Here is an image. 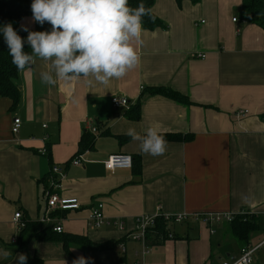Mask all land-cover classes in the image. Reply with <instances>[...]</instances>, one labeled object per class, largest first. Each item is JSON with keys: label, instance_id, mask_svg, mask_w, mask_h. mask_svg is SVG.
I'll return each mask as SVG.
<instances>
[{"label": "crops", "instance_id": "0c3cea01", "mask_svg": "<svg viewBox=\"0 0 264 264\" xmlns=\"http://www.w3.org/2000/svg\"><path fill=\"white\" fill-rule=\"evenodd\" d=\"M240 8L241 0L179 6L153 0L152 12L164 28L142 30L139 64L107 84L82 77L44 85L40 73L49 70L50 61L40 58L18 73L17 104L0 96V249L12 252L0 264H17L20 253L42 264H72L83 256L77 247L67 255L57 241L32 239L21 252L15 246L20 230L12 217L19 212L25 222L40 220L44 193L52 189V166H59L63 177L51 191L80 205L58 214L63 235L96 244L126 239L123 253L117 248L89 253L92 264H220L237 256L241 248L229 224L207 225L193 217L207 213L254 214L261 227L247 245L263 239L264 31L242 21ZM156 89L188 103L154 94ZM113 96L127 99L129 108L114 109ZM14 118L20 120L16 134L11 133ZM130 127L141 135L154 127L160 134L192 136L167 141L163 155L152 156L126 135ZM83 133L95 138L93 147L73 166ZM111 155L130 156L131 168L105 170ZM97 204L124 230L95 229L87 216ZM182 214L187 218L181 223L161 218ZM153 215L172 238L146 241L148 253L141 255V244L127 236L137 218Z\"/></svg>", "mask_w": 264, "mask_h": 264}, {"label": "clouds", "instance_id": "9594fccd", "mask_svg": "<svg viewBox=\"0 0 264 264\" xmlns=\"http://www.w3.org/2000/svg\"><path fill=\"white\" fill-rule=\"evenodd\" d=\"M30 12L31 22H47L50 30L31 31L21 24L19 31L27 33L21 38L11 23H5L0 25V37L17 70L30 68L36 58L50 61L49 70L40 73L44 85L81 77H91L87 83L107 84L140 62L142 17L148 15L142 2L132 8L128 0H31ZM126 135L139 142L141 153L160 156L166 150L167 141L154 127L146 128L143 135L130 127ZM10 255L11 251L0 249V260ZM15 260L27 264L23 253ZM72 264H92V258L78 256Z\"/></svg>", "mask_w": 264, "mask_h": 264}, {"label": "trees", "instance_id": "16d2710c", "mask_svg": "<svg viewBox=\"0 0 264 264\" xmlns=\"http://www.w3.org/2000/svg\"><path fill=\"white\" fill-rule=\"evenodd\" d=\"M176 5L179 6L183 1H189L191 4H197L200 0H174ZM143 3L148 10V15L142 17V29L146 31H153L155 29H162L164 25L153 14L152 6L153 0H128V5L135 8L139 3ZM31 0H0V25L11 23L14 30H17L21 38L26 37L27 33L19 31V22L26 16H31L30 12ZM239 16L242 21L249 24L256 25L264 31V0H241V8ZM32 31V30H31ZM24 50L30 52L31 49L27 45ZM21 70H17L11 63V57L8 54V49L5 46L3 38L0 37V96L11 100L12 106H15L19 101V93L16 87V77ZM82 78V77H81ZM163 94L176 102L183 104L188 103L186 99L177 94L171 93L166 89H156L154 94ZM86 135V137H85ZM166 141H187L191 139L192 135L181 137L177 134L166 135L162 134ZM95 138L87 133H83L76 155H81L93 147ZM59 213H54L58 215ZM24 226L20 230L15 246L19 252L26 246L30 240L52 242L57 241L62 245L63 251L68 255L70 250L74 247L82 251L84 257H87L91 252L105 251L116 249L119 244H123L125 238L116 242H105L96 244L84 236L78 235H63L52 232L48 226H43L38 222H25L22 221ZM165 224L158 220L153 229L146 233V241H157L159 237H165ZM260 220L254 214H236L233 221L229 224V233L238 243L240 248L246 247L249 240V235L256 233L260 230ZM27 257V264H42L41 260L36 257Z\"/></svg>", "mask_w": 264, "mask_h": 264}, {"label": "built area", "instance_id": "2783aa9c", "mask_svg": "<svg viewBox=\"0 0 264 264\" xmlns=\"http://www.w3.org/2000/svg\"><path fill=\"white\" fill-rule=\"evenodd\" d=\"M236 19L233 18L232 22H235ZM202 58V57H201ZM111 105L114 109H120V108H129V102L127 99L122 97L113 96L111 98ZM245 115L246 112L239 113L238 115ZM20 126V120L18 118H14L12 121L11 126V133L16 134L19 130ZM45 127V126H43ZM91 133L93 135L96 134V129L91 128ZM82 162V155H76L70 160V164L73 166H79ZM132 166V159L130 156L127 155H111L109 156L104 162L103 167L107 171H115V170H128ZM63 177V170L59 166H52L50 170V178H51V188L44 193V200H45V208L43 216L38 221L39 224L43 226H48L51 228L52 232L56 234L62 233V225L61 221L62 218L57 215H54V213H64L67 211H76L79 210L80 205L78 204L77 200L74 198H64L61 197L56 192H52L51 190L58 189V182ZM103 206L102 204H97L96 206H93L88 211L87 221L95 228L100 229L102 227H115L118 230L123 231L124 225L122 222L118 220H107L103 216L102 212ZM233 214H221V213H207L203 214L202 216H193L195 220H202L207 225L214 224H221V223H227L230 224L234 219ZM159 215H153V216H141L137 218L135 222V231L133 234H129L127 236L128 239H131L135 242H138L142 246L141 255H146L148 253V247L146 244V233H148L151 229H153L156 225V221L158 219ZM161 218L164 221L172 222V223H181L184 221L187 216L185 214L182 215H176V216H166L163 215ZM262 219L264 220V215L262 216ZM23 219L22 215L19 212L14 213L12 217V222L16 229L19 231L23 228ZM165 237L172 238L171 233H166ZM163 237H159L158 239H162ZM14 242V240H12ZM117 249L123 253L124 252V245L119 244L117 246ZM264 250V237L263 239L256 244L255 246H249L243 247L240 249L239 254L235 257H230L225 261H222L220 264H252V257L253 255L260 251ZM134 264H142L139 262H135Z\"/></svg>", "mask_w": 264, "mask_h": 264}, {"label": "rangeland", "instance_id": "374dc122", "mask_svg": "<svg viewBox=\"0 0 264 264\" xmlns=\"http://www.w3.org/2000/svg\"><path fill=\"white\" fill-rule=\"evenodd\" d=\"M21 24L28 26L29 30L32 31H47L50 30L51 27L47 22H45L44 25H38L35 22H31V16L22 18L19 22V26ZM259 242L260 240L255 239L253 242V246H255ZM252 264H264V254H262L261 252L254 254L252 257Z\"/></svg>", "mask_w": 264, "mask_h": 264}]
</instances>
